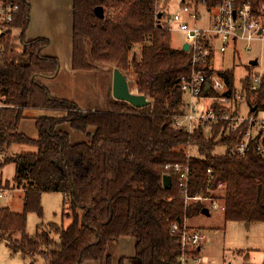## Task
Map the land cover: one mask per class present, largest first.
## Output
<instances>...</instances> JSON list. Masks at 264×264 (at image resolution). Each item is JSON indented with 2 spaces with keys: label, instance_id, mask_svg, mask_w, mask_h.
<instances>
[{
  "label": "trees",
  "instance_id": "obj_1",
  "mask_svg": "<svg viewBox=\"0 0 264 264\" xmlns=\"http://www.w3.org/2000/svg\"><path fill=\"white\" fill-rule=\"evenodd\" d=\"M18 3L13 31L0 41V167L14 165L13 187L22 201L19 213L0 207V242L11 255L25 264H111L107 245L129 237L135 240L132 264H177L180 233L202 215L204 199L220 203L225 222L264 224V151L258 152L256 140L240 158L232 153L238 132L230 133L227 122L191 134L172 127L185 102L178 82L191 68L190 54L172 47L165 1L73 0L71 70L117 69L130 91L148 102L135 108L113 101L106 111H85L50 95L40 79L55 78L59 61L43 55L47 39H25L29 0ZM96 7L103 9L102 19L94 15ZM216 75L233 86L234 67ZM252 104L264 109L263 90ZM28 119L35 122L36 139L19 132ZM63 123L87 141L71 143L59 128ZM15 145L33 150L9 152ZM219 146L225 150L216 155ZM174 163L188 168L187 194L201 200L185 203L178 178L164 170ZM45 193L64 196L66 227L41 222ZM30 213L40 221L32 235L26 232Z\"/></svg>",
  "mask_w": 264,
  "mask_h": 264
},
{
  "label": "built area",
  "instance_id": "obj_2",
  "mask_svg": "<svg viewBox=\"0 0 264 264\" xmlns=\"http://www.w3.org/2000/svg\"><path fill=\"white\" fill-rule=\"evenodd\" d=\"M178 4L180 14L167 15L166 9L164 19L170 32L183 36L179 49L182 50L184 44L188 46L186 52L190 54L191 70L188 76L179 79L178 88L185 102L182 112L172 118V127L185 129L191 134L199 126L227 122L230 133L238 132L233 155L243 158L254 140L258 152L262 154L264 116L256 114L258 107L253 106L252 101L262 90L264 94V69L260 66V70L245 73L234 79L230 87L216 75L217 71L226 68H216L213 61L216 55L224 57L227 53L235 58L240 51L249 52L250 43L264 41V0H257L256 3L248 0L240 4L234 0H222L214 5H207L205 0H179ZM18 11V0H0V41L13 31ZM256 60L255 67L260 65ZM248 66L251 67L249 63ZM164 170L178 178L180 195L184 196L185 203L201 200L187 194V167L174 163L165 165ZM2 195L3 190L0 189V198ZM202 201H208L210 208L224 211L222 206L211 204L209 199ZM175 231L177 227L173 225L172 232ZM204 240L200 230L184 229L179 237L177 264H200L198 253Z\"/></svg>",
  "mask_w": 264,
  "mask_h": 264
},
{
  "label": "rangeland",
  "instance_id": "obj_3",
  "mask_svg": "<svg viewBox=\"0 0 264 264\" xmlns=\"http://www.w3.org/2000/svg\"><path fill=\"white\" fill-rule=\"evenodd\" d=\"M179 0L165 1L167 15L180 14ZM165 14V16H166ZM54 19V18H53ZM56 22V19H54ZM56 26V24H55ZM183 42V36L180 33H171V43L175 47ZM251 59H258L259 66H248ZM213 65L216 68H231L234 67V77L239 79L245 73L251 71L264 69V41L250 43V51H240L239 55L235 58L230 53L221 57L216 55ZM258 116H264V111L259 107L256 113ZM27 128L31 127L26 124ZM59 128L70 134L71 143H79L87 141V137L80 133H75L69 130L67 124L59 125ZM18 152H29L33 148L31 146H17ZM225 148L222 146L216 147L213 151L214 154L220 155L224 153ZM13 176V165L6 164L0 168V180H9L10 182L2 183L0 189L3 190V198H0V207H9L10 210L17 212L22 211V201L20 199V191L14 189L11 183ZM206 204V209L209 214L199 215L187 221V224L192 230H200L205 236V240L201 244L198 257L200 264H257L263 261L264 257V224L261 222H253L246 224L243 222L230 221L225 222L223 212L219 208L208 207V201H202ZM221 206L219 202H214ZM41 207L43 210V217L41 222L44 224L54 222L63 226H67L70 219L63 217L62 213L69 214L70 211L64 204V196L60 193H45L41 197ZM40 222L34 213L27 216L26 232L32 235L35 232L37 223ZM116 241V240H115ZM115 241L109 243L110 247ZM112 254V250L110 251ZM4 242H0V264H24L26 262L19 255H11ZM108 256L110 253H106ZM103 264H106V259ZM111 262V261H110ZM119 259L115 262L118 264ZM28 263V261H27ZM128 261H125L127 264ZM124 264V260H123Z\"/></svg>",
  "mask_w": 264,
  "mask_h": 264
},
{
  "label": "crops",
  "instance_id": "obj_4",
  "mask_svg": "<svg viewBox=\"0 0 264 264\" xmlns=\"http://www.w3.org/2000/svg\"><path fill=\"white\" fill-rule=\"evenodd\" d=\"M29 6V23L25 32V39H47L48 45L43 50V55L55 57L59 61L57 76L53 79H40V82L47 87L51 96L71 100L82 110H108L110 103L115 101L111 91L113 71L106 67L96 71L71 70L73 0H29ZM53 18L56 19V22H54ZM182 43L177 47L174 45L172 47L179 49ZM26 124H30L31 127L28 129ZM19 132L30 139L37 138V130L33 120L21 121ZM17 146L19 145L12 146L9 152L17 153ZM0 168L2 169L3 167ZM14 175L13 165L11 183H13ZM6 182L10 181L0 180V185ZM1 198H3V195ZM7 208L9 209V207ZM14 210L10 211L19 213ZM107 251L110 253L107 256L111 264H115L118 259L119 261L124 260V264L126 260L128 261L127 264H132L131 259L135 254V240L129 237H121L110 247H107ZM82 264L103 263L87 261Z\"/></svg>",
  "mask_w": 264,
  "mask_h": 264
},
{
  "label": "water",
  "instance_id": "obj_5",
  "mask_svg": "<svg viewBox=\"0 0 264 264\" xmlns=\"http://www.w3.org/2000/svg\"><path fill=\"white\" fill-rule=\"evenodd\" d=\"M94 15L102 19L104 17L103 15V9L101 7L94 8ZM161 17V14L158 15V18ZM183 51L188 50V46L186 44L182 47ZM251 66H255L257 64V60L254 59L249 62ZM112 97L115 101H123L135 108H142L148 104L144 96L133 94L129 86L127 84L126 78L123 76V74L118 71L117 69L113 70L112 72ZM254 109L252 108L251 111ZM162 185L163 188L167 189L170 186V178L169 176L165 175L162 178ZM202 215H208L209 212L206 208L202 209L201 212Z\"/></svg>",
  "mask_w": 264,
  "mask_h": 264
}]
</instances>
